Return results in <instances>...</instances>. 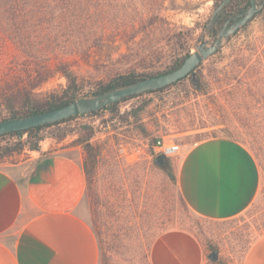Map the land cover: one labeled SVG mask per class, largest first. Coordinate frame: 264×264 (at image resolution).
<instances>
[{
	"label": "rangeland",
	"instance_id": "obj_1",
	"mask_svg": "<svg viewBox=\"0 0 264 264\" xmlns=\"http://www.w3.org/2000/svg\"><path fill=\"white\" fill-rule=\"evenodd\" d=\"M221 0H163L161 17L142 16L140 0H107L100 8L115 17V32L97 44L88 58H70L80 73L77 97L93 96L121 75L153 74L166 70L180 56L192 53L214 8ZM152 7V5H151ZM150 15V14H149ZM143 19V20H142ZM149 24H152L150 26ZM179 57V56H177ZM68 83L57 75L42 93L62 95ZM264 10L248 27L194 74L164 92L145 94L96 116H82L42 132L40 150L59 137L71 145L86 137L98 156L87 184L84 213L108 264H151L153 245L164 232L185 231L205 247L209 264H243L252 244L264 235V174L251 148L250 136L263 133L253 125L264 122ZM213 136H229L242 144L258 167L261 190L253 205L232 220H208L181 201L177 161L190 147ZM27 135L0 138V148L15 155L34 151ZM170 141L183 152L155 163L158 141ZM140 148L127 159L120 148ZM37 151V150H35ZM5 160V159H4ZM216 252V259L211 257ZM100 264H102L100 256Z\"/></svg>",
	"mask_w": 264,
	"mask_h": 264
},
{
	"label": "crops",
	"instance_id": "obj_2",
	"mask_svg": "<svg viewBox=\"0 0 264 264\" xmlns=\"http://www.w3.org/2000/svg\"><path fill=\"white\" fill-rule=\"evenodd\" d=\"M68 138L0 162V264H100L84 213V157ZM176 181L191 211L217 221L241 216L261 190L253 156L224 137L186 150L177 161ZM150 255L151 264H209L203 244L185 231L164 232ZM243 264H264V235Z\"/></svg>",
	"mask_w": 264,
	"mask_h": 264
},
{
	"label": "trees",
	"instance_id": "obj_3",
	"mask_svg": "<svg viewBox=\"0 0 264 264\" xmlns=\"http://www.w3.org/2000/svg\"><path fill=\"white\" fill-rule=\"evenodd\" d=\"M102 1L107 0H0V121L10 117L23 118L51 111L68 105L74 96L77 97L80 73L75 69L70 58L79 55L88 58L90 50L113 35L115 32L113 26H117L113 14L102 8L99 9ZM243 3L244 0L235 1L236 5ZM140 4L142 8L147 4L150 5L142 16L161 17L163 0H140ZM189 55L188 52L180 56L176 51L173 63L166 70L149 75L133 73L118 76L101 86L95 95L122 88L146 77L171 72L179 68ZM57 75L64 77L68 83L63 94L42 93L43 86ZM179 82L164 89L125 98L88 116H96L108 110L115 113L116 107L122 102L145 94L164 92ZM76 118L78 117H70L53 124L5 134L0 138L27 135L30 149L40 150V142L44 139L41 135L43 131ZM253 126L257 129L264 128V122L260 121ZM83 130L87 132V136L79 137L74 143L84 147L86 153L84 167L88 184L98 152L97 147L90 143L93 136L92 127ZM218 137L220 136L211 138ZM224 138L233 140L229 136ZM63 139L65 136L58 138V140ZM248 143L251 144L264 174V134L256 133L250 136ZM12 152V149L0 148V162ZM173 181L177 183L176 177H173ZM180 197L183 205L189 208L181 193ZM99 250L102 264H108L102 255V247L99 246Z\"/></svg>",
	"mask_w": 264,
	"mask_h": 264
},
{
	"label": "water",
	"instance_id": "obj_4",
	"mask_svg": "<svg viewBox=\"0 0 264 264\" xmlns=\"http://www.w3.org/2000/svg\"><path fill=\"white\" fill-rule=\"evenodd\" d=\"M231 1L221 0L214 8L201 38L194 45L195 50L185 59L179 68L163 75L146 77L138 82L102 94L84 97L74 96L68 105L51 111L23 118L10 117L1 120L0 136L53 124L70 117L86 116L101 111L105 107L118 103L125 98L164 89L186 79L200 65L220 52L230 42L231 38L240 29L246 27L248 21L263 7V5L259 4L258 0H252L251 7L240 15L234 16L232 24H229L228 21L224 25L217 27L222 11ZM155 163L165 168L167 160L165 156L160 155L156 158ZM211 257L216 259V252L212 253Z\"/></svg>",
	"mask_w": 264,
	"mask_h": 264
},
{
	"label": "built area",
	"instance_id": "obj_5",
	"mask_svg": "<svg viewBox=\"0 0 264 264\" xmlns=\"http://www.w3.org/2000/svg\"><path fill=\"white\" fill-rule=\"evenodd\" d=\"M139 152L140 148L133 143H128L120 148V153L127 159L136 158ZM182 152L183 150L180 145L166 140L158 141L154 147L155 155L162 154L166 158H172Z\"/></svg>",
	"mask_w": 264,
	"mask_h": 264
},
{
	"label": "flooded vegetation",
	"instance_id": "obj_6",
	"mask_svg": "<svg viewBox=\"0 0 264 264\" xmlns=\"http://www.w3.org/2000/svg\"><path fill=\"white\" fill-rule=\"evenodd\" d=\"M236 0H232L222 11L221 15H220V20L218 22L217 27H220L222 25H224L225 23H227L229 21V24H232L234 22L233 17L234 16H238L241 13L247 11L252 4V0H244L243 4L240 5H236L235 4ZM259 4L263 5V7L255 14V16L248 21L246 27L240 29L235 36L244 29H247V27L259 16L262 14L263 10H264V0H258ZM234 37V36H233Z\"/></svg>",
	"mask_w": 264,
	"mask_h": 264
}]
</instances>
